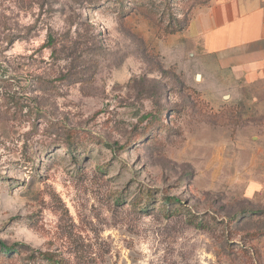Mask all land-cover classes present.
<instances>
[{"label": "rangeland", "instance_id": "374dc122", "mask_svg": "<svg viewBox=\"0 0 264 264\" xmlns=\"http://www.w3.org/2000/svg\"><path fill=\"white\" fill-rule=\"evenodd\" d=\"M206 1L0 0V264H264V80L202 66Z\"/></svg>", "mask_w": 264, "mask_h": 264}, {"label": "crops", "instance_id": "0c3cea01", "mask_svg": "<svg viewBox=\"0 0 264 264\" xmlns=\"http://www.w3.org/2000/svg\"><path fill=\"white\" fill-rule=\"evenodd\" d=\"M184 35L202 66L264 80V0H209L194 10Z\"/></svg>", "mask_w": 264, "mask_h": 264}, {"label": "trees", "instance_id": "16d2710c", "mask_svg": "<svg viewBox=\"0 0 264 264\" xmlns=\"http://www.w3.org/2000/svg\"><path fill=\"white\" fill-rule=\"evenodd\" d=\"M209 0H207L204 4H206ZM185 25V24H184ZM187 25V24H186ZM54 44V39L51 34H48L47 40L42 43V47H52ZM167 199V198H166ZM178 201V200H176ZM172 213L177 214L180 212V208L174 206V208L171 210ZM16 247H8L6 246L5 242L0 238V252H8V251H14ZM40 254V253H39ZM41 256L49 263V264H63L60 260L55 259L54 257L50 256L46 253H41Z\"/></svg>", "mask_w": 264, "mask_h": 264}]
</instances>
